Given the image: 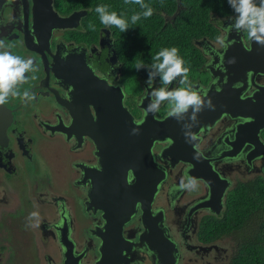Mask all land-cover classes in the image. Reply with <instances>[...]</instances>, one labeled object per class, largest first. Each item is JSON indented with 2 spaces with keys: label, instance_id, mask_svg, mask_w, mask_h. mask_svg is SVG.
<instances>
[{
  "label": "flooded vegetation",
  "instance_id": "flooded-vegetation-1",
  "mask_svg": "<svg viewBox=\"0 0 264 264\" xmlns=\"http://www.w3.org/2000/svg\"><path fill=\"white\" fill-rule=\"evenodd\" d=\"M77 1L80 0H73V3L71 0H50L52 11L57 16L67 17L74 13L77 20L75 16L72 18L71 27L52 28L46 45L37 40L39 31L44 32L51 21L50 12L53 15L45 0H0V40L10 46L13 55L31 58L37 69L27 73L28 82L19 88L21 95L28 90L35 95V99L26 102L20 97H10L0 109V264H18L15 258L22 255L11 245L12 239L8 241L7 238L12 234L16 236L17 230L27 232V226H32L35 234H39L42 250L39 247L37 255L40 264L63 262L65 247L61 242L68 247L69 254L84 252L87 263H94L99 256L98 240L92 231L102 224L101 211H94V207L87 209L84 203L88 189L100 182L97 170L101 168L97 164L93 140L86 134H80L89 121L79 120V123H75L71 118V108L76 106L73 88L67 79L57 75L53 62L74 59L76 66L86 68L109 85L119 86L123 93V104L134 122H138L143 115L139 104L148 105L153 89L186 86L181 85L179 80L162 85L159 77L147 82L148 72L142 69L136 70L138 74L128 78L113 28H106L100 21L94 20L91 7L77 5ZM234 19L235 13L214 17L215 35L195 40V45L205 57L199 68L188 72V80L196 90L202 91L209 83L208 68L218 71L216 78L223 72L221 61L225 49L219 47L216 38L224 34ZM89 24L95 25L94 31L88 28ZM25 34L31 42L39 45L40 51L28 48ZM229 36L227 44L237 38L239 42L237 48L234 45L229 49L241 56L251 50L246 32L231 31ZM240 64L242 69L243 65L257 66L256 61ZM229 66L231 68L230 60ZM230 74H233L232 69ZM244 78L239 87L245 88L237 93L239 97L250 96L255 86H261L264 91V72L250 76V72L244 70ZM130 80L135 88L126 90L125 84ZM230 89L234 90L232 86ZM229 103L225 99L219 107L231 109V112L223 110L210 127L202 124L188 135L190 138L186 146L176 148L177 144H173L171 139L152 140V176L149 182L154 183L150 201L151 218L154 219H148L150 224L155 220L156 239L144 229L141 211L136 204L133 214L122 228V236L131 243L130 250L122 252L124 261L129 264H232L240 248L239 231L204 237L200 227L208 219L223 214L228 193L239 183L264 181V157H248L249 146L246 143L239 151L232 150L229 145L233 141L232 129L249 123L252 116L235 115L239 110L235 106L230 108ZM89 108L94 115L91 105ZM170 108L171 105L165 101L155 111L154 117H164ZM255 111L259 113L257 109ZM202 112L198 114L201 117ZM62 129H68V135ZM73 129L79 133L77 140ZM258 135L264 140V127ZM50 141V147L43 148ZM39 144H43V147H37ZM64 147L65 155L61 150ZM25 157L23 162L22 158ZM27 160L36 165H26ZM83 170L85 175H82ZM22 172L35 173L39 176L38 180L32 182L29 178L25 182H18ZM130 176L128 169L127 178L130 179ZM189 177L194 178V187L184 186ZM205 177L214 183L213 198L209 180ZM47 181L54 183L52 188L46 189ZM57 182L59 186L55 185ZM69 186L75 189L72 196H68ZM42 188L45 189L40 191ZM220 189L221 196L215 201L213 194ZM82 209L84 215L88 216L85 226ZM31 213L37 215L30 218ZM77 229L85 239L77 238ZM142 233L145 238H141ZM149 238L153 243L161 242V250L163 245V263L157 261L155 250L150 246L148 248L146 242Z\"/></svg>",
  "mask_w": 264,
  "mask_h": 264
},
{
  "label": "water",
  "instance_id": "water-1",
  "mask_svg": "<svg viewBox=\"0 0 264 264\" xmlns=\"http://www.w3.org/2000/svg\"><path fill=\"white\" fill-rule=\"evenodd\" d=\"M45 1L47 8L52 11L50 0ZM34 6L36 7L35 4ZM50 15L51 21L47 23L44 32L39 31L37 38L39 43L46 45H48L52 28L71 27L72 18L75 16L77 20V15L74 13L67 17H59L55 12H53L54 17L51 12ZM229 34L227 38L230 37ZM248 40L251 50L242 56L232 48L229 49L235 44L237 48L238 40L230 41L227 49L223 50L221 61L223 72L220 73V76L218 75L219 77L216 78L217 70L208 68L209 83L200 92L204 95L205 100L211 99L214 108H205L202 112L203 116L198 115L197 123L193 126L195 128L188 130L182 127V124L187 123V121L177 122L176 119L169 117L168 113L162 118H155V112L148 111L147 104L144 103L138 106L143 109V115L138 122H134L130 112L123 104V93L119 86L109 85L103 78L94 75L91 71L88 72L86 68L82 69L76 66L74 59L67 58L68 60L52 63L57 75L67 79L73 88L76 106L71 108V118L75 123H79V120L89 121L86 128L80 131V134H86L93 140L95 155L98 158L97 164L101 168L97 170L100 182L88 189L87 201L84 203L87 209L94 207V211L96 209L101 211L102 224L96 226L92 231L98 240L99 256L92 264H129L123 260L122 252L124 250L128 252L131 243L122 236V228L133 214L136 204L141 211L140 218L145 225L144 229L148 230L151 237L156 239L155 220L150 224L148 219L152 217L150 201L154 190V187H151L154 183L149 182V178L152 176L150 170L152 163L150 144L152 140L171 139L173 144H177L176 148L186 146V131L187 135H191L202 124L210 127L223 110H230L231 112V109L219 107L225 99H228L230 108L235 106L239 110L234 113L235 115L252 116L249 123L237 125L235 129H232L233 141L229 142L232 150L237 152L246 143L249 146L248 157L256 155L264 157V140H261L258 135L261 128L264 127V119L262 118V116L264 117V91L261 86H255V90L250 96L239 97L237 95L245 88L244 86L239 87L242 80L243 82L245 80L244 70L250 72V76L257 72H264V47L249 38ZM25 42L28 48L40 51L39 45L31 42L27 34H25ZM233 58L234 62H231L230 68L229 60ZM248 61H256L257 66L243 65L242 69L240 62ZM230 69L233 70V74H230ZM229 86L230 88L232 86L234 90L230 89ZM234 86L236 87L234 88ZM144 100L148 101V98ZM89 105H91L94 115L91 113ZM3 107L4 105H0V109ZM255 109L258 110V114H256ZM86 111L88 112L87 116ZM133 129L137 130L134 135L132 134ZM62 132L67 135L69 133L68 129H62ZM73 132L77 140L79 133L75 129ZM162 152L164 153V149ZM187 159L193 162L190 157ZM128 169L131 171L130 179L127 178ZM83 174L85 175L84 170ZM205 179L209 180L208 185L211 188V198H213L214 183L207 177ZM221 193L222 190L220 189L213 194L215 201L219 200ZM210 209L212 208L210 207ZM141 238H145L144 233H142ZM61 244L65 247L61 264H91V262L87 263L84 260L86 257V255L83 256L84 252L78 251L77 255L69 254L68 247L62 242ZM146 244L148 248L150 246L155 250L157 261L163 263L162 258L165 256L163 255L165 251L163 245L162 250L160 249L161 242L153 243L149 238Z\"/></svg>",
  "mask_w": 264,
  "mask_h": 264
},
{
  "label": "trees",
  "instance_id": "trees-1",
  "mask_svg": "<svg viewBox=\"0 0 264 264\" xmlns=\"http://www.w3.org/2000/svg\"><path fill=\"white\" fill-rule=\"evenodd\" d=\"M144 3L151 6L154 13L151 17H142L135 25L130 18L143 11L139 5L125 4L124 0H80L76 3L91 7L92 18L98 22L95 12L98 5H108L109 11L129 20L130 28L126 32L112 27L128 78L138 74V63L151 65L152 58L163 48H178L185 67L190 71L199 68L205 57L195 40L215 35L214 17L234 13L227 0H144ZM200 230L204 237L239 231L240 248L232 264H264V181L239 183L228 193L223 214L208 219Z\"/></svg>",
  "mask_w": 264,
  "mask_h": 264
},
{
  "label": "clouds",
  "instance_id": "clouds-1",
  "mask_svg": "<svg viewBox=\"0 0 264 264\" xmlns=\"http://www.w3.org/2000/svg\"><path fill=\"white\" fill-rule=\"evenodd\" d=\"M124 2L139 5L143 9L142 12L131 16L132 25L137 24L142 17L148 18L154 13V9L145 4L144 0H124ZM227 2L235 13V19L224 34L216 38L219 47L227 49L229 46L226 42L227 36L231 31L246 32L249 39L264 47V0H227ZM95 12L98 14L100 23L106 28L116 27L122 33L130 28L129 20L122 14L109 11L108 5H98ZM88 28L94 31L95 25L89 24ZM152 59L151 65H145L143 62L136 65L137 70L147 69V82H152L159 77L162 85H170L179 80L181 85L186 86L175 89L162 86L153 89L149 96L148 111H157L160 105L167 101L171 105L168 116L176 119L177 122L187 121L182 124V127L185 130L190 129L197 123L200 112L205 108H214L211 99L205 100L204 95L191 86L188 80L189 69L184 66V60L179 55L178 48H163ZM231 62H234V58L230 60ZM36 70L31 58L25 59L13 55L10 46L0 40V105L8 103L10 97H20L26 102L35 99V95L28 90L21 95L19 88L20 85L28 82L27 73ZM136 133L137 130L133 129L132 134ZM189 138L186 131V139ZM184 186L194 187V178L189 177ZM36 215L37 213H31L30 218Z\"/></svg>",
  "mask_w": 264,
  "mask_h": 264
},
{
  "label": "rangeland",
  "instance_id": "rangeland-1",
  "mask_svg": "<svg viewBox=\"0 0 264 264\" xmlns=\"http://www.w3.org/2000/svg\"><path fill=\"white\" fill-rule=\"evenodd\" d=\"M125 88H126V90H133L135 88V85H134L133 81H131V80L127 81L126 84H125ZM132 108L134 110H136L135 106H132ZM50 144H51V141L48 144L44 145V147H43V144H39V146H37V147H43L45 149H48L47 147H50ZM61 150L63 151V154L65 155V152H64L66 150L65 147L63 149H61ZM19 159H21V158L19 157ZM22 159H23V162H24L26 160V157L22 158ZM25 164L28 165V166L36 165V163L31 162L29 160H27L25 162ZM38 177L39 176L37 174H35V173L27 174L26 172H22L20 174V176L18 177L19 178L18 182H23V181L25 182L29 178L33 182V181H37ZM58 184L59 183L57 182L55 185L59 186ZM53 185H54V183L52 181L51 182L47 181L45 183L46 189H48L47 187L52 188ZM44 189L45 188H42V189H40V191L41 190L43 191ZM60 192L63 194L62 190ZM39 193H41V192H39ZM74 193H75V189L72 186H69L68 196L69 195L72 196ZM63 195H66V194H63ZM68 198L69 197H67V201H68ZM79 204H80V201H79ZM84 212L85 211L82 209V214L83 215H84ZM84 216H85V219H83L84 220L83 226H85L86 223L88 222V216L87 215H84ZM33 225H35V223H33ZM77 230H78V234H77L78 237L77 238L85 239V237L83 236L81 231L79 229H77ZM16 234H17L16 236L12 234L10 237L7 238L8 241L10 239H12L11 240V242H12L11 245L13 246L14 249L16 248L18 250V251H16L17 253L19 252L22 255V256H19V257L15 258V259H17L16 263L19 264V263L22 262V264H40V259H39V256L37 255V249L39 247H41L40 242L38 241L39 238H40L38 236L39 234L38 233L35 234V231L33 230L32 226H27V232L25 231V233H24V232H22L20 230H17ZM93 242H95L94 245L96 246V240L95 239H93ZM41 250H42V247H41ZM15 259H12V260H15ZM42 264H44V262Z\"/></svg>",
  "mask_w": 264,
  "mask_h": 264
},
{
  "label": "bare ground",
  "instance_id": "bare-ground-1",
  "mask_svg": "<svg viewBox=\"0 0 264 264\" xmlns=\"http://www.w3.org/2000/svg\"><path fill=\"white\" fill-rule=\"evenodd\" d=\"M238 39V38H237ZM236 45V44H235ZM234 46V45H233ZM239 53V52H238ZM148 96V95H147ZM153 168V167H152ZM85 170V169H84ZM157 170V169H156ZM156 175V174H155Z\"/></svg>",
  "mask_w": 264,
  "mask_h": 264
}]
</instances>
